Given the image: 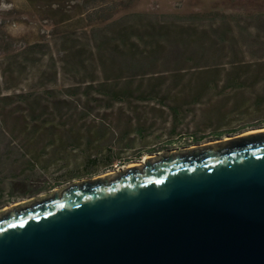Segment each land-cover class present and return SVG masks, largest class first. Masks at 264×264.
I'll use <instances>...</instances> for the list:
<instances>
[{"label": "rangeland", "instance_id": "374dc122", "mask_svg": "<svg viewBox=\"0 0 264 264\" xmlns=\"http://www.w3.org/2000/svg\"><path fill=\"white\" fill-rule=\"evenodd\" d=\"M161 26L167 42L137 76L114 65L102 74L87 62L74 75L72 65L56 77L49 69V46L53 61L72 63V44L84 52L117 28L145 36ZM34 44L29 57L43 58L41 70L16 69L17 56ZM231 78L240 84L230 86ZM99 83L126 89L128 98L109 101L95 92ZM46 87L61 102L50 104ZM35 99L38 113L61 111L43 115L54 119L56 138L45 150L49 134L32 137ZM256 130H264V0H0V211L150 155ZM35 155L43 162L27 172L21 163L35 164Z\"/></svg>", "mask_w": 264, "mask_h": 264}, {"label": "water", "instance_id": "95a60500", "mask_svg": "<svg viewBox=\"0 0 264 264\" xmlns=\"http://www.w3.org/2000/svg\"><path fill=\"white\" fill-rule=\"evenodd\" d=\"M0 264H264V130L0 211Z\"/></svg>", "mask_w": 264, "mask_h": 264}, {"label": "trees", "instance_id": "16d2710c", "mask_svg": "<svg viewBox=\"0 0 264 264\" xmlns=\"http://www.w3.org/2000/svg\"><path fill=\"white\" fill-rule=\"evenodd\" d=\"M150 31H151L150 33L144 36L143 34L136 35L134 33L128 32L127 28H119V29L117 28L113 31L110 37H106L104 35L99 37L100 35L96 34V37L98 36L101 42L99 44L96 43V45H94L90 49H87V51H85L84 49H83L84 52L80 51L76 46V44H72L70 46L71 49L70 54H72L74 58L72 63L69 62L68 60L64 61L63 59L61 60L58 59L57 62L53 61L52 60L53 49L49 46V59H51V64L49 65L51 67L49 69L52 70L53 75L56 77L57 74L65 75L68 66L72 65L73 66L72 71L74 75L78 72L77 70H79V67L81 68L87 62V64H91L92 66L99 67L102 74H104V68H108L109 66L114 65L116 66L119 72H122L124 70L136 71V74L134 75L137 76V70H141L142 68L146 67L148 60L154 58L156 54L159 55L160 51H162L164 48V45L162 43L167 42L166 39H163V37L166 36L165 31L167 30H165V28H163L162 26L157 27L155 30L151 28ZM133 38H135V40H133ZM93 39H95V37ZM146 42L149 43L151 49L146 48V44H147ZM37 47L38 45L34 44L29 46L27 49L22 50V53L19 56H17L20 57V60L16 61L17 65L16 63H14L16 69L20 68L22 70H28L37 67L38 72L39 70H41V66H42L41 60H43V58L29 57L32 56L31 54L35 52ZM85 53L88 54L86 59L83 58L85 56ZM59 60H60V65H59ZM237 75L238 73H236V76ZM113 81L115 82V84L122 82L121 77H115L113 78ZM228 84L230 86L237 87L240 83L238 81V78H231ZM90 86L92 85H88V87ZM91 88L92 87L88 89ZM59 91L62 92L61 90ZM55 92L56 91H54V89L46 87L43 90L42 94L46 97V100L49 101L50 104H53L54 102H58V101L61 102V100L56 101V99H53L58 97L57 95L55 96ZM95 92L102 97L103 96L106 97V99H108L109 101L125 102L126 99L128 98L127 94L129 91H127L126 89L113 91L109 88H106L103 85V83H99V86L97 87ZM22 97L30 98L27 95ZM26 100L27 99H24L23 102H26ZM38 101L39 99H37V102ZM63 103L65 102L63 101ZM35 104H36V99L33 105L29 107L31 112L30 114L32 116L31 119H34L39 122L37 125L31 127L33 131L32 137L39 136L41 133L47 132L49 134L48 136L50 140L45 145H43V148L41 149V150H45V148L53 147L54 145V141L56 140V138L54 137L55 135L51 134L50 132L53 128L51 126L54 123L53 120L58 118L57 115H59L61 111H60V107H56L55 109H52V111H49V107H46V108H42L43 111H39L38 113L36 112L35 109H33ZM43 115L54 116V119L53 120L44 119ZM22 122H23L22 128L26 130L27 128H29L28 127L29 122H32V120H29V122H27V119L25 117L23 118ZM42 157H43L42 155L40 156L35 155L34 157L36 160L35 164L33 163L34 161L33 162L24 161L23 163H21V165L26 164L23 168H25L27 172H31L34 168L38 167L37 164H41L43 162L41 160ZM96 161H97L96 158L87 159V162L90 163V165L95 163ZM11 165L17 166V170H18V166H20L17 164V162H13ZM12 171L15 172L13 169ZM12 174L14 175V173ZM21 174L24 175V172ZM10 188H12V185L10 186ZM25 194L31 195L33 194V192L27 191Z\"/></svg>", "mask_w": 264, "mask_h": 264}, {"label": "bare ground", "instance_id": "6f19581e", "mask_svg": "<svg viewBox=\"0 0 264 264\" xmlns=\"http://www.w3.org/2000/svg\"><path fill=\"white\" fill-rule=\"evenodd\" d=\"M256 131H259V130H256ZM144 161V160H143ZM143 161H141V163H143Z\"/></svg>", "mask_w": 264, "mask_h": 264}]
</instances>
